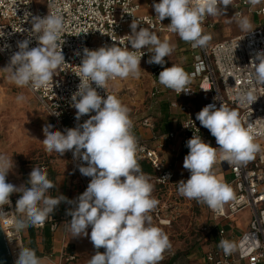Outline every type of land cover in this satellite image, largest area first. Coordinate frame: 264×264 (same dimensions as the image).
Here are the masks:
<instances>
[{
    "label": "clouds",
    "instance_id": "9594fccd",
    "mask_svg": "<svg viewBox=\"0 0 264 264\" xmlns=\"http://www.w3.org/2000/svg\"><path fill=\"white\" fill-rule=\"evenodd\" d=\"M247 2L255 6L261 0ZM231 3L232 0H160L153 8L160 22L170 18L169 30L196 48L206 47L212 39L202 27L205 17L225 13ZM237 15L241 30L251 31V19ZM31 25L29 37L17 42L18 51L11 55L7 68L15 85L40 90L49 86L55 70L65 62L58 43L64 20L59 14L33 16ZM130 28L129 45L134 51L112 44L96 50L85 47L82 54L76 52L82 59L78 75L80 84L71 97L75 119L79 121L82 116L95 114L63 132L53 130L51 124L43 128L45 138L42 142L46 151L61 155L72 151L73 158L81 161L79 172L91 178L82 194L72 200L63 194L49 195L55 184L42 167L32 168L27 185L17 187L8 183L6 177L13 168V161L0 155V217L6 215L3 206L11 204L13 193H20L15 204L17 218L11 221L17 231L30 225L43 226L61 202L71 205L66 214L71 217L68 224L73 237L89 236L87 230L91 227L90 241L97 251L88 264H159L164 258L163 253L172 247L168 235L152 224L150 213L159 201L152 196L154 185L138 163L140 149L132 132L130 110L115 95L107 94L105 98L97 91V88L106 89L110 79H127L129 76L138 79L141 58L145 54L143 48L151 46L149 52L154 53L147 63L160 66L165 65V57L172 53L173 46L167 40L162 42L149 29L135 22ZM4 35L0 31V37ZM32 37L38 41V46L30 48ZM251 64L255 79L264 84V52H257ZM158 79L161 85L178 94L191 92L189 75L180 66L164 67ZM24 99L23 95L17 97L18 101ZM238 100L241 104H253L257 97L251 91L241 92ZM196 120L215 137L219 147L211 146L196 135L186 142L189 152L184 157L183 168L190 172V177L177 182L178 193L220 211L226 203L235 200V193L213 172L218 151L222 161L246 165L255 159L261 146L254 142L239 112L223 104L204 106L196 114ZM162 179L168 180V177ZM219 247L225 255L236 250V245L228 240H221ZM101 248L103 252L99 251ZM15 264H41V258L35 249L25 247L19 250Z\"/></svg>",
    "mask_w": 264,
    "mask_h": 264
},
{
    "label": "built area",
    "instance_id": "2783aa9c",
    "mask_svg": "<svg viewBox=\"0 0 264 264\" xmlns=\"http://www.w3.org/2000/svg\"><path fill=\"white\" fill-rule=\"evenodd\" d=\"M160 0H155L159 3ZM236 16H244L250 13L264 20V8L256 9L247 0H232L229 5ZM47 14H59L63 17L64 28L60 36L59 45L65 57L62 63L54 72L53 79L47 88L33 90L26 87L43 106V109L50 116L56 130L64 131L74 128L78 123H83L89 115L82 116L79 121L75 119L76 110L72 107L71 97L77 91L80 84L78 77L82 55L77 56L76 52H83L86 47L96 50L99 47L117 44L120 47H128L130 25L137 23L140 27L147 28L154 32L159 39L164 36L176 33L169 30L170 18L160 22L154 13L143 12L140 0H46L42 7H37L35 0H0V31L4 36L0 37V55L9 65L10 57L18 51L17 42L29 37L33 16L44 17ZM216 24L209 16L202 22L204 33L215 29ZM25 30V31H23ZM9 47L5 48V45ZM38 46L35 37L31 38L30 48ZM192 49L199 51L196 56L193 70L189 74L190 81L196 85H188L190 93H180L187 99H194L196 95L207 96L203 107L215 103L217 107L221 104L239 112L242 123L249 129L254 137V142L261 146V151L256 154L254 160L246 165L228 164L217 156L216 165L220 166L230 179L225 182L230 185L235 193V200L226 203L220 211H214L207 206L213 230L216 231L217 242L206 252L204 258L198 264H264V84L258 82L254 77V65L251 64L257 52H264V27L243 33L237 37L229 38L220 42L210 43L206 47ZM58 51L60 48L57 49ZM145 53L141 63L146 62L150 57L151 46L142 49ZM258 63V61H257ZM165 65H156L150 74L152 87L150 99L155 100L164 94L165 86L159 83V73ZM114 80L107 82L106 89L97 88L98 93L106 98V95H113L110 85ZM92 86L96 85L93 82ZM251 91L257 97L253 104L243 103L238 100V94ZM184 119L179 128L160 135L155 134L153 140L157 147H151L146 141H138V162H148L158 174L157 181L167 188L174 184L176 174L171 164L162 158L161 150L175 151L176 148L189 152L186 142L193 135L200 136L205 141V128L196 120L197 111L188 103H172ZM60 113L59 116L54 113ZM184 125L187 127H184ZM140 126L154 131V122L151 117H146L139 122H133L132 132L137 131ZM250 126V127H249ZM214 147H219L218 145ZM67 157L70 171L74 180L75 190L68 199L72 200L82 194L89 182L90 177H85L79 172L80 160L73 158L72 151L63 154ZM86 166V165H85ZM168 177V180L162 179ZM6 182L7 178H6ZM10 205L3 206L6 213L0 217V223L5 239L10 247L14 262L17 259L19 250L25 248L21 231H17L11 223L17 218L15 212L16 199L10 196ZM67 207H72L67 204ZM68 208V209H69ZM165 208L153 210V216L161 226H170L172 220L165 216ZM250 210V221L242 235L232 241L227 235V228L232 224L233 218L242 210ZM68 221V217L65 218ZM50 228L55 232L60 223L51 219ZM36 226L37 228H44ZM213 230L204 228L207 236L212 237ZM221 240H228L236 245V250L230 255H225L219 247ZM75 257L63 258V261H74Z\"/></svg>",
    "mask_w": 264,
    "mask_h": 264
},
{
    "label": "rangeland",
    "instance_id": "374dc122",
    "mask_svg": "<svg viewBox=\"0 0 264 264\" xmlns=\"http://www.w3.org/2000/svg\"><path fill=\"white\" fill-rule=\"evenodd\" d=\"M45 1L35 0V4L37 7H42ZM149 1L151 0H140L144 6H147ZM209 17L216 26L215 29L206 31V34L212 36L208 45L237 37L245 32L239 27L238 19L233 9L229 6H227L225 13L222 11L216 16ZM252 18L251 22L254 26L253 28H255L258 22ZM160 40L162 42L167 40L173 46L172 53L165 57L168 65L170 67L172 65L180 66L189 75L193 70L199 51H194L191 43L183 41L178 34L164 36ZM148 65L153 64L148 63ZM7 66V62L0 55V155L12 158L13 161V168L6 177L7 181L17 187L27 185L25 180L28 181L32 168L42 167L47 170L48 178L55 184V188L49 190L48 194L53 197L58 196L61 194L60 190H58L59 184L63 180L68 181L72 174L67 157L55 151H46L42 142L45 138L43 128L51 124L53 130H56L54 123H52L43 106L26 87H18L11 81V72ZM139 83V87L143 85L148 87L144 98L140 99L144 108L141 116L151 117L157 130L163 129L166 121L170 122L172 118L168 108L165 109L168 100L181 103L183 97L177 98L174 90L168 89L169 94L159 96L152 101L149 98L152 87L150 76L143 73L139 77ZM131 89L118 90L117 84L115 85V91H119L117 95L123 100L128 94L135 93ZM20 95L25 97L23 101L17 100ZM184 99L187 100L185 97ZM203 99L206 100L207 97L204 96ZM172 120H175L174 117ZM215 142V137L211 135L208 143L213 146ZM213 172L217 179L221 180L222 172L218 166L213 168ZM186 178L175 180L174 184H171L166 189L154 185L152 196L159 201L158 206L154 210L164 207L165 216L172 220L170 226H161L154 216L152 218L153 225L161 228L168 235L172 245L169 250L163 253L164 258L159 264H190V262H194L195 258H202L204 252L214 246L215 243V236L209 238V243H205L207 234L202 230L203 226L210 227L211 230L214 229L208 217L207 204L188 199L178 193L177 182L180 180L186 181ZM11 196L17 200L20 193H13ZM57 209L58 207L50 216L56 218ZM250 214L249 209H244L237 215V219L233 224V226L236 224L233 227L236 232L245 227L246 222L250 219ZM238 227L241 229H237Z\"/></svg>",
    "mask_w": 264,
    "mask_h": 264
},
{
    "label": "crops",
    "instance_id": "0c3cea01",
    "mask_svg": "<svg viewBox=\"0 0 264 264\" xmlns=\"http://www.w3.org/2000/svg\"><path fill=\"white\" fill-rule=\"evenodd\" d=\"M141 3V2H140ZM155 3V0L149 1L147 6L142 5L143 7V12L145 13H154V8L153 4ZM142 4V3H141ZM230 7V6H229ZM264 8V0H261L259 4H257L256 9H261ZM244 15L248 16L250 19L253 17L257 22L258 25L255 28H252V30L264 27V20H260L257 16L254 14H250L245 12ZM252 15V16H251ZM252 18V19H253ZM254 27V26H253ZM246 33V32H243ZM153 53L150 52V56H152ZM150 58V57H149ZM147 62V61H146ZM146 62H143L140 64V76L144 73L147 76H150L152 69L156 66V64L153 65H148ZM192 72V71H191ZM191 74V73H189ZM139 76V77H140ZM151 77V76H150ZM117 84V89H127V88H132L134 94H128V96L123 100V98H120V96L117 95L119 91H115V85ZM190 84L192 86L196 85V82L190 81ZM139 78H134L132 76H129L127 79H120L116 78L114 82L111 83L110 88L113 92V95H115L118 99L121 100L122 104L127 106L130 110V118L132 122H135L139 124L141 120L148 116H141V112H144L143 104L140 102V99L144 98L145 92L148 91V87L143 85L139 87ZM164 94L163 96H166L169 94L168 88H164ZM143 90V91H142ZM175 92V91H174ZM150 95V94H149ZM161 95V96H162ZM175 95L177 98H182L183 96H180L178 93L175 92ZM203 94H198L194 99H184L181 101V103H178V101H169L167 103V106L165 107L168 108L169 113L172 115L171 121L165 123L163 129L160 128L157 130L156 127H154V131L152 132L149 129L142 128L140 126L137 127V131L134 132L133 134L137 138V140L140 141H146L149 143L151 147H157V143L155 140H153V136L155 134L160 135L166 132H170L172 130H175L179 128L181 125V122L183 121L184 117L180 113V111L177 108H174L171 106L172 103H177V104H183V103H188L189 106L191 105L197 113L202 110L204 103L207 101L204 100ZM207 97V96H206ZM150 98V96H149ZM164 98V97H163ZM152 100V99H151ZM185 100V101H184ZM153 101V100H152ZM167 111V112H168ZM174 117L175 120H172ZM154 122V121H153ZM155 126V124H154ZM206 129V128H205ZM211 136V133L206 129L205 130V142H208L209 137ZM216 142L214 143L213 147L216 146ZM161 156L165 160H167V164H171L175 174H176V180H179V178L185 179L186 180L190 176V172L186 169L183 168V160L184 157L188 154L187 151L181 150L179 148H176L175 151H170V150H161ZM141 170L144 174H146L149 177L150 183L153 185H157L160 188L163 187L158 181V174L153 170L151 165L148 162H138ZM217 167L218 165L214 164L213 168ZM219 170L222 172V177L221 181L222 182H227L229 181L230 177L225 174L223 169L218 166ZM164 189V188H163ZM166 189V188H165ZM58 190H60L61 194L66 196L67 198L70 197V195L74 192L75 186H74V180L73 177H71L68 181L63 180L62 183L59 184ZM69 207H67V203L61 202V204L58 206V209L56 211V218L59 220L60 225L59 228L55 231L52 232L51 228L47 225L45 228H37L36 226H28L24 230L21 231L22 236H23V241L25 244V247H29L32 249L36 250V255L41 258V264H88V261L91 259V256L95 254L96 249L94 248L93 244L90 241V232H91V227L88 228V233L89 236H80V237H73L72 232L70 231V227L68 224V221H65V216L66 210ZM208 212V210H207ZM150 215L153 218V212L150 213ZM208 217L210 219V223H212L210 215L208 213ZM70 220L71 217L69 216ZM237 219V215L233 218L232 224L227 228V235L231 238V240L234 242L236 241L242 233L247 230L248 222H246L245 227L242 229L238 227L240 231L236 232V229L234 230L233 226L234 221ZM153 224V222H152ZM204 228L210 229V227L203 226L202 230ZM34 234V235H33ZM34 236V237H33ZM209 236H207V239L205 243H209ZM72 248L73 250V256L75 257L74 261L67 262L63 261L64 255L67 253L68 248ZM49 250V251H48ZM210 249L208 248L202 258H195L194 262H190V264H198L199 262L202 261L204 258L206 252H208Z\"/></svg>",
    "mask_w": 264,
    "mask_h": 264
},
{
    "label": "water",
    "instance_id": "95a60500",
    "mask_svg": "<svg viewBox=\"0 0 264 264\" xmlns=\"http://www.w3.org/2000/svg\"><path fill=\"white\" fill-rule=\"evenodd\" d=\"M0 264H15L10 247L3 234L1 223H0Z\"/></svg>",
    "mask_w": 264,
    "mask_h": 264
},
{
    "label": "trees",
    "instance_id": "16d2710c",
    "mask_svg": "<svg viewBox=\"0 0 264 264\" xmlns=\"http://www.w3.org/2000/svg\"><path fill=\"white\" fill-rule=\"evenodd\" d=\"M25 182H26V184H27V180H25ZM30 186V185H29ZM15 204H16V202H15ZM65 217H68V220L70 221V218H69V215H66ZM51 219L52 220H54L55 222H58V223H60L59 222V220L57 219V218H54V217H52V216H49V218L46 220V224H45V226H49L50 227V225L52 224L51 223ZM45 228V227H44ZM212 234V237L213 236H215V242H217V239H216V231L215 230H213V232L211 233ZM34 235V234H33ZM34 237V236H33ZM49 251V250H48ZM97 251V250H96ZM99 251L100 252H103L104 251V249L103 248H101V249H99ZM70 256H73V250H72V248H68V251H67V253L64 255V257L65 258H67V257H70Z\"/></svg>",
    "mask_w": 264,
    "mask_h": 264
}]
</instances>
